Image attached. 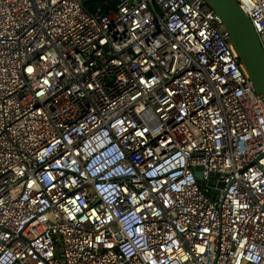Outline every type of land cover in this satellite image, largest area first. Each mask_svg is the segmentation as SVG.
Returning <instances> with one entry per match:
<instances>
[{"label":"built area","instance_id":"obj_1","mask_svg":"<svg viewBox=\"0 0 264 264\" xmlns=\"http://www.w3.org/2000/svg\"><path fill=\"white\" fill-rule=\"evenodd\" d=\"M0 264H264V107L204 0H0Z\"/></svg>","mask_w":264,"mask_h":264},{"label":"water","instance_id":"obj_2","mask_svg":"<svg viewBox=\"0 0 264 264\" xmlns=\"http://www.w3.org/2000/svg\"><path fill=\"white\" fill-rule=\"evenodd\" d=\"M219 18L264 107V55L246 13L235 0H204Z\"/></svg>","mask_w":264,"mask_h":264},{"label":"trees","instance_id":"obj_3","mask_svg":"<svg viewBox=\"0 0 264 264\" xmlns=\"http://www.w3.org/2000/svg\"><path fill=\"white\" fill-rule=\"evenodd\" d=\"M112 3V0H105L104 2H102V0H100L99 4L102 5L103 7L108 5V4H111ZM84 5L89 8L90 5H89V0H84Z\"/></svg>","mask_w":264,"mask_h":264},{"label":"rangeland","instance_id":"obj_4","mask_svg":"<svg viewBox=\"0 0 264 264\" xmlns=\"http://www.w3.org/2000/svg\"><path fill=\"white\" fill-rule=\"evenodd\" d=\"M100 2V0H89V5H90V9L93 7V5L94 4H97V3H99Z\"/></svg>","mask_w":264,"mask_h":264}]
</instances>
